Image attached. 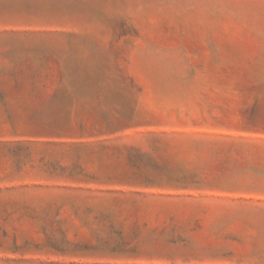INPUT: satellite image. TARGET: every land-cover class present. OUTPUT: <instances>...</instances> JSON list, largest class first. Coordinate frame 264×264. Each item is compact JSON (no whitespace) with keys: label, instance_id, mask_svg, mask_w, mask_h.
I'll return each instance as SVG.
<instances>
[{"label":"rangeland","instance_id":"rangeland-1","mask_svg":"<svg viewBox=\"0 0 264 264\" xmlns=\"http://www.w3.org/2000/svg\"><path fill=\"white\" fill-rule=\"evenodd\" d=\"M0 264H264V0H0Z\"/></svg>","mask_w":264,"mask_h":264}]
</instances>
